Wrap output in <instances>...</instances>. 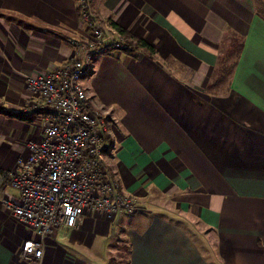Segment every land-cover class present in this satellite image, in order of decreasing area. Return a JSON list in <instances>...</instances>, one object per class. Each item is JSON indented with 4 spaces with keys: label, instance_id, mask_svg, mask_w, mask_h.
<instances>
[{
    "label": "crops",
    "instance_id": "crops-1",
    "mask_svg": "<svg viewBox=\"0 0 264 264\" xmlns=\"http://www.w3.org/2000/svg\"><path fill=\"white\" fill-rule=\"evenodd\" d=\"M94 6L137 44L96 54L82 82L110 110L106 158L141 207L87 208L45 237L43 264H94L102 246L129 247V264H264V0ZM86 31L77 0H0V264H26L20 247L36 234L1 200L18 194L8 172L38 129L24 72L61 66ZM233 34L243 47L220 78Z\"/></svg>",
    "mask_w": 264,
    "mask_h": 264
},
{
    "label": "built area",
    "instance_id": "built-area-1",
    "mask_svg": "<svg viewBox=\"0 0 264 264\" xmlns=\"http://www.w3.org/2000/svg\"><path fill=\"white\" fill-rule=\"evenodd\" d=\"M77 5L87 31L71 39L69 60L53 69L24 72L38 129L26 138L27 155L19 156L8 172L18 194L1 200L36 231L20 247L26 264H43L45 237L59 226H77L87 208L111 215L141 207L106 158L110 111L91 102L82 82L96 54L129 51L137 44L103 18L94 0H77Z\"/></svg>",
    "mask_w": 264,
    "mask_h": 264
},
{
    "label": "trees",
    "instance_id": "trees-1",
    "mask_svg": "<svg viewBox=\"0 0 264 264\" xmlns=\"http://www.w3.org/2000/svg\"><path fill=\"white\" fill-rule=\"evenodd\" d=\"M119 29H121L120 31L123 32L124 34L131 36V34L127 30H125L124 28L119 27ZM225 40H226L225 45L222 47L223 55L221 56V59H223V60H221V67L219 69L220 78H221V76H224V74L221 72V70L226 68V65H225L226 61H227L228 68L230 67V64H233V65L235 64V62L237 61V57H239V55H240L241 49L243 47V42H244L243 41L244 38L240 34L228 35ZM137 42L142 43L143 45L152 47L149 44V42L147 40H145L144 38L137 39ZM229 58L232 61V63L230 62ZM15 114H17V113H15ZM18 115L23 116L24 118L33 119V115H31L32 116L31 118L27 114H18ZM130 252H131V249L128 247L122 256V260H121L122 264H129L130 263V259H129ZM115 263H116V261H115Z\"/></svg>",
    "mask_w": 264,
    "mask_h": 264
},
{
    "label": "rangeland",
    "instance_id": "rangeland-1",
    "mask_svg": "<svg viewBox=\"0 0 264 264\" xmlns=\"http://www.w3.org/2000/svg\"><path fill=\"white\" fill-rule=\"evenodd\" d=\"M133 38V37H132ZM134 39V38H133ZM110 111V110H109ZM101 253L99 256L95 255L94 264H107L106 261H112L111 264H122V256L120 254L121 250L116 247L113 249L114 251L107 255V251L105 246L99 248ZM106 257V258H105ZM97 261V262H96ZM116 261V263H115Z\"/></svg>",
    "mask_w": 264,
    "mask_h": 264
}]
</instances>
